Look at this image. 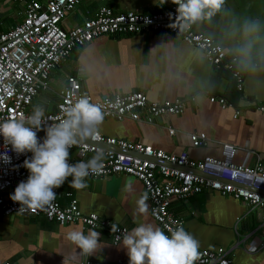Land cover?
<instances>
[{"label":"crops","instance_id":"1","mask_svg":"<svg viewBox=\"0 0 264 264\" xmlns=\"http://www.w3.org/2000/svg\"><path fill=\"white\" fill-rule=\"evenodd\" d=\"M171 2L79 0L60 26L71 29L101 7L111 8L115 13L150 14L166 9ZM22 16L20 4L0 0V32L20 23ZM248 21L259 23L260 38L252 49L254 68H243V89L236 103L240 111L236 119L231 117L232 110H220L207 102L208 85L214 77L212 67L195 48L164 33L101 37L75 49L51 71L49 90L39 93L32 107L40 104L45 113L55 111L58 99L52 92L61 90L66 76L76 77L92 99L133 91L144 93L148 101L155 103L179 99L185 102L179 116L160 118L152 124L104 119L98 133L107 138L137 141L167 154L184 151L194 161L205 157L222 159L221 144H224L237 150L231 163L251 167L253 153L261 157L264 165V111L257 112L251 104L264 102V0H224L221 10L212 17L190 25L195 32L212 39L227 54L237 58L230 50L243 43L242 29ZM227 82L220 76L213 95H222ZM168 129L174 131L173 136L168 135ZM190 133L204 134L208 140L206 145L191 148ZM68 181L57 188L60 206H66L73 199L82 214H94L127 230L141 223L157 226L148 211L134 215L142 191L138 181L122 175L85 178L87 186L81 189L69 187ZM169 209L182 219L185 231L199 241V250H226L232 264H264V209L251 211L241 202L206 192L184 202L173 200ZM72 230L81 229L76 224L59 226L40 216L0 215V264H78L82 261L128 264L121 241L112 245L107 231L96 230L101 234L98 248L87 256L66 239ZM81 231L87 234L89 230Z\"/></svg>","mask_w":264,"mask_h":264},{"label":"built area","instance_id":"2","mask_svg":"<svg viewBox=\"0 0 264 264\" xmlns=\"http://www.w3.org/2000/svg\"><path fill=\"white\" fill-rule=\"evenodd\" d=\"M12 1L23 7V16L20 23L0 32V121L30 115L32 102L38 94L49 90L51 71L65 62L75 49L101 37L168 34L195 48L212 68L228 71L234 80L235 90L242 92L244 77L236 66V57L227 54L212 39L195 32L190 24L184 28L180 24L170 27L176 23L178 7L173 2L166 9L150 14L115 13L111 8L101 7L79 25L65 30L60 23L79 4V0H47L44 3L36 0ZM52 94L57 97L58 104L55 111L45 113V120L49 124L58 122L63 116L61 106L67 107L85 96L101 109L104 119L116 122L127 120L152 124L160 118L179 116L185 106V102L179 99L151 102L139 91L92 99L73 76H66L61 90ZM206 98L209 104L217 105L220 110H232V119L239 117L237 106L230 105L221 97L206 94ZM251 104L257 112L264 111V102ZM167 133L173 136L174 131L168 129ZM37 135L42 139L45 133L40 131ZM188 138L193 149L204 147L208 141L202 133H190ZM3 145V137L0 136V152L4 151ZM221 150L222 159L205 157L194 161L184 151L175 155L167 154L137 141L107 138L98 133L95 139L85 145L70 149V162L87 161L97 151H103V168L99 173L90 174L86 178L102 179L122 175L138 181L142 188L141 195L147 193L149 217L170 236L169 229L183 225L182 219L173 215L169 209L173 200L184 202L193 195L206 192L241 202L251 211L264 209V165L261 157L252 153L253 165L243 167L231 163L236 149L221 144ZM8 154L11 163L0 162L1 216H40L59 226L76 224L81 230L107 231L112 245L120 241L116 237L121 236L125 228L118 226L120 231L113 234L109 220L94 214H82L73 199L64 207L59 205L56 197L51 205L42 209L25 208L20 211V205L10 199V194L19 182L27 179L29 172L22 165L32 154L17 155L12 151ZM247 186L259 189L263 194L251 191ZM54 191L58 194L57 189ZM199 252L200 258L194 264H232L226 250ZM78 264L93 263L82 261Z\"/></svg>","mask_w":264,"mask_h":264},{"label":"clouds","instance_id":"3","mask_svg":"<svg viewBox=\"0 0 264 264\" xmlns=\"http://www.w3.org/2000/svg\"><path fill=\"white\" fill-rule=\"evenodd\" d=\"M172 2L178 7L176 23L170 27L180 24L181 28L212 17L224 4V0ZM169 15L171 18V14ZM242 31L243 43L230 51L237 54L239 65L247 70L254 68L251 56L253 45L260 38V25L256 21H248L244 23ZM61 110L63 116L52 124L46 122L45 109L40 104L33 105L30 115L0 121V136L4 141L0 162L11 163L9 151L17 155L29 152L32 154L22 165L29 172L27 179L19 182L10 194V199L20 205V211L25 208L42 209L51 205L57 197L54 189L60 188L69 177V187H86L85 178L90 174L99 173L103 168V151H97L87 161L70 162V149L85 145L98 134L99 126L104 121L101 109L85 96L67 107L61 106ZM40 131L45 133L42 139L37 135ZM147 198V193H143L136 201L134 215L147 213ZM119 231L118 225L112 223L111 232L114 234ZM169 231L170 236L160 227L141 223L131 230L125 229L116 239L121 241V247L126 250L128 264H194L200 258L199 241L185 231L182 224ZM100 236V232L95 229H90L87 234L81 230H72L66 234V239L82 254L91 256L98 248Z\"/></svg>","mask_w":264,"mask_h":264},{"label":"trees","instance_id":"4","mask_svg":"<svg viewBox=\"0 0 264 264\" xmlns=\"http://www.w3.org/2000/svg\"><path fill=\"white\" fill-rule=\"evenodd\" d=\"M236 66L241 70V73L243 75L244 74L243 68L239 64H236ZM212 69L214 70V77H212L213 81L211 80V83L208 85V88H209L208 93H210L208 95L213 96V97H221L227 103L236 107V103L241 98L240 95L242 94V92H237L235 90L234 80L232 79V77L228 71H224L222 69H214V68H212ZM220 76L225 77L228 82H227L226 88L224 89V92L222 93V95L214 96L213 95L214 91H212V90H213V87L215 86L216 80L218 78H220Z\"/></svg>","mask_w":264,"mask_h":264},{"label":"water","instance_id":"5","mask_svg":"<svg viewBox=\"0 0 264 264\" xmlns=\"http://www.w3.org/2000/svg\"><path fill=\"white\" fill-rule=\"evenodd\" d=\"M200 175H203V176H204V174H202V173H200ZM247 189H249V190H251V191H254V192H256V193H259V194H263V192H262L261 190L256 189V188H252V187H250V186H247Z\"/></svg>","mask_w":264,"mask_h":264}]
</instances>
